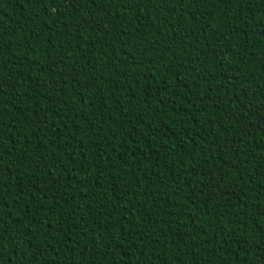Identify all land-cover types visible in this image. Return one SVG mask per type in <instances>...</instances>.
<instances>
[{
  "label": "trees",
  "instance_id": "obj_1",
  "mask_svg": "<svg viewBox=\"0 0 264 264\" xmlns=\"http://www.w3.org/2000/svg\"><path fill=\"white\" fill-rule=\"evenodd\" d=\"M0 264H264V0H0Z\"/></svg>",
  "mask_w": 264,
  "mask_h": 264
}]
</instances>
